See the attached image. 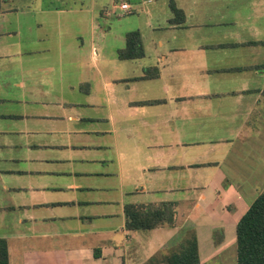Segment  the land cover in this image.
Segmentation results:
<instances>
[{"label":"crops","instance_id":"crops-1","mask_svg":"<svg viewBox=\"0 0 264 264\" xmlns=\"http://www.w3.org/2000/svg\"><path fill=\"white\" fill-rule=\"evenodd\" d=\"M64 1L1 3L9 264H166L191 236L199 264H236L264 191V0ZM161 203L173 226L127 229L126 205Z\"/></svg>","mask_w":264,"mask_h":264},{"label":"trees","instance_id":"trees-1","mask_svg":"<svg viewBox=\"0 0 264 264\" xmlns=\"http://www.w3.org/2000/svg\"><path fill=\"white\" fill-rule=\"evenodd\" d=\"M2 1L0 0V9ZM170 9L177 17H182V12L173 4ZM141 51L140 34L136 31L126 36V47L119 51L118 55L121 59L135 60L141 58ZM174 206L172 203L126 205V227L133 231H145L164 225L173 226ZM162 260L166 264H199L197 240L191 236L179 252L171 253ZM0 264H9L7 246L1 239ZM236 264H264V191L257 196L237 223Z\"/></svg>","mask_w":264,"mask_h":264},{"label":"rangeland","instance_id":"rangeland-1","mask_svg":"<svg viewBox=\"0 0 264 264\" xmlns=\"http://www.w3.org/2000/svg\"><path fill=\"white\" fill-rule=\"evenodd\" d=\"M60 3H64L67 6H72V4H74V0H66V1L60 2ZM55 5H56V2L52 1L51 7H53ZM108 20H109L110 23H112V25L116 26L117 28L120 27V24H118V23H120L121 19H118L116 16L113 15Z\"/></svg>","mask_w":264,"mask_h":264},{"label":"built area","instance_id":"built-area-1","mask_svg":"<svg viewBox=\"0 0 264 264\" xmlns=\"http://www.w3.org/2000/svg\"><path fill=\"white\" fill-rule=\"evenodd\" d=\"M119 10L123 11V12H128L129 11V6L127 4H121L119 6Z\"/></svg>","mask_w":264,"mask_h":264}]
</instances>
